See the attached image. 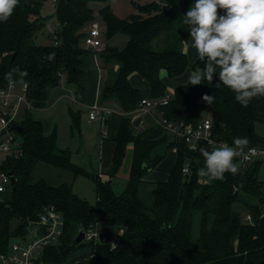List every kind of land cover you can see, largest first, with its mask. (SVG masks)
Listing matches in <instances>:
<instances>
[{"label":"trees","instance_id":"trees-1","mask_svg":"<svg viewBox=\"0 0 264 264\" xmlns=\"http://www.w3.org/2000/svg\"><path fill=\"white\" fill-rule=\"evenodd\" d=\"M46 1L19 0L11 19L0 23V88L9 83L5 74L10 68L27 70V95L34 107L24 109L14 123L23 127L21 132L13 124L10 126L21 137V154L7 156L0 165V170L12 178L0 196V254L7 252L15 236L27 232L46 206L55 205L63 214L65 226L60 242L44 251L47 264L76 261L83 253H90L85 264H264V181L259 179L263 160H255L244 168L239 164L236 175L226 174L224 180L210 182L197 174L203 166L199 148H208L209 144L200 141L197 149L191 150L185 140L169 131L148 139L146 132L136 133L132 123L131 115L138 112L145 97L131 83L132 74L148 81L150 98H160L167 93L163 73L178 77L188 68L185 45L190 38L180 17L194 0H153L138 5V11L127 18L114 14L110 0H56L58 43L44 45L37 43L36 37L44 25L42 9ZM91 1L105 3L100 15L106 37L120 33L128 38L124 48L106 43L99 51L108 69L100 101L114 100L125 113L114 138L108 181L75 164L71 150L58 146L56 131L46 134L43 122L33 116L35 109L46 106L51 91L62 78L82 89L86 73L83 55L88 49L82 48L81 40L87 34V26L95 21ZM52 52L55 58L47 59ZM198 63L194 61L191 70ZM218 81L217 75L210 85H178L169 103L156 110L170 121L196 125L206 118L203 114L210 108L214 135L230 144L234 137H247L248 146L264 145V136L256 129L264 123V97L243 107L228 88L215 87ZM204 94L214 96V103L203 101ZM70 116L72 127L79 128L80 110L70 109ZM130 143L133 149L129 178L118 193L112 178L119 172ZM174 147L177 152L169 177L146 180ZM40 162L70 171L74 177L85 175L93 179L96 203L74 193L72 183L53 185L43 177L34 180L32 173ZM186 164L190 169L187 174L183 172ZM147 192L151 195L149 203L144 199ZM237 203L245 206L252 223L236 211ZM14 218L18 219L15 227ZM94 224L100 227L104 238L74 244L78 233ZM117 233V245L111 248Z\"/></svg>","mask_w":264,"mask_h":264},{"label":"clouds","instance_id":"clouds-1","mask_svg":"<svg viewBox=\"0 0 264 264\" xmlns=\"http://www.w3.org/2000/svg\"><path fill=\"white\" fill-rule=\"evenodd\" d=\"M17 7L19 0H0V23H7ZM180 19L199 62L188 74L187 86L210 85L218 75L215 87L228 88L243 107L264 97V0H194ZM54 58V52L47 55ZM28 76L27 70L15 66L5 79L25 85ZM202 100L211 105L215 97L204 94ZM248 145L247 137H234L232 145L209 141L208 148H199L203 166L197 174L210 182L236 175L238 158Z\"/></svg>","mask_w":264,"mask_h":264},{"label":"built area","instance_id":"built-area-1","mask_svg":"<svg viewBox=\"0 0 264 264\" xmlns=\"http://www.w3.org/2000/svg\"><path fill=\"white\" fill-rule=\"evenodd\" d=\"M160 2L161 0H156ZM55 6L56 0H52ZM102 31L100 24L97 21L91 22V26L84 37L86 48L98 53L103 49L104 43L102 41ZM55 44L58 43L57 36H55ZM28 85L13 84L9 81L7 86L0 88V102L7 109V113H1L0 116V165L7 156L18 157L21 152V142L16 141V137L10 133V126L18 121L24 109H33V104L27 95ZM171 99V92H167L160 98L144 97L140 102L139 112L143 114H152V111L161 105H166ZM112 110L98 102H95L90 107L89 119H100L104 129L102 136H108V130L105 128L106 118ZM159 123L166 131H169L174 136L185 140L189 149L196 150L200 141H209L217 145L229 142L220 139L219 136L214 135L212 120L209 117L202 119L196 125L186 124L184 122L176 123L164 117L159 120ZM251 149L252 151H249ZM174 153L177 149H172ZM264 145L248 146L245 149V155L238 158L239 164L244 168L255 160L264 159ZM184 173H189V164L183 168ZM109 178L105 177L104 181ZM12 183L11 175L5 171L0 170V192H4ZM264 216V211L262 213ZM245 221L252 223L251 214L244 216ZM65 220L60 210L55 205L46 206L39 214L37 221L29 226L27 232L21 233L11 241L10 247L6 253L0 254V261L2 264H47L43 258L45 249L52 244H58L60 237L64 232ZM85 233L84 241L99 240L101 230L97 224L83 230ZM117 245L116 239L111 240V248ZM77 261V260H76ZM76 261L61 262L57 264H75Z\"/></svg>","mask_w":264,"mask_h":264},{"label":"rangeland","instance_id":"rangeland-1","mask_svg":"<svg viewBox=\"0 0 264 264\" xmlns=\"http://www.w3.org/2000/svg\"><path fill=\"white\" fill-rule=\"evenodd\" d=\"M153 0H110L109 5L111 10L119 18H127L129 15L136 13L138 11V5H144ZM163 1L161 0L160 3ZM105 5L102 1H91L90 6L94 10L95 20L100 24L102 31V41L103 43H108L110 46H116L118 48H124L127 44V35L117 34L112 38L106 37L105 23L100 15L101 8ZM42 16L44 25L42 29L38 32L36 41L39 44H54L56 41L55 36H57V31L60 28L59 21L56 15V9L53 5L52 0H47L42 9ZM82 48L86 49L85 41L81 40ZM158 48V45H156ZM99 57V56H98ZM88 82V87L90 89V81ZM87 86V85H86ZM88 89V90H89ZM81 90L74 83H69L65 78H62L61 83L58 87L54 88L47 100L45 109H35L34 113L41 114V119L44 123V130L46 133H52L56 131L58 136V146L60 148L69 147L73 153V161L75 164L83 167L87 171L95 170V165L99 160H96L97 155H99L101 145H100V135H98L100 129V121L89 120V113L91 103L75 101L77 99V92ZM90 100V98H88ZM70 109L78 110L81 112L80 127L71 129V116ZM1 113H7V109L0 102V116ZM211 109L207 108L204 112V117H210ZM91 122V123H90ZM257 132L264 136V123H259L257 125ZM12 135L16 137V141H20L21 137L14 131H10ZM80 146V151H77V147ZM129 151L125 156L123 164L117 173L114 180V188L116 192L120 193L124 190L126 183L129 178V168H127V162L129 158ZM32 177L37 180L41 177L45 178L49 183L53 185H58L63 182L71 183L73 181V174L70 171L57 168L51 164L40 162L36 165L33 170ZM259 179L264 181V159L261 164V169L259 172ZM87 187V183L93 186V182L86 177H82ZM153 182V181H150ZM4 193L0 192V196ZM144 199L146 203L151 201V195L147 192L144 194ZM235 209L242 217L245 216L247 210L242 203H237ZM18 219L14 218L12 221L13 227L17 225ZM197 226V224H196ZM196 228V227H195ZM117 240L118 233L114 236ZM16 240V238H14ZM90 259V253H83L78 256L75 264H85ZM0 264L1 261H0Z\"/></svg>","mask_w":264,"mask_h":264},{"label":"crops","instance_id":"crops-1","mask_svg":"<svg viewBox=\"0 0 264 264\" xmlns=\"http://www.w3.org/2000/svg\"><path fill=\"white\" fill-rule=\"evenodd\" d=\"M90 26H91V24L89 26H87L86 32H88ZM105 44L106 43H104V46H105ZM185 51H186V53L188 55V59H189V65H188V68L186 69V71L178 77H168L165 73H163V75H162L163 79L167 85V92L172 93L178 85H181V84L187 82V76L191 71V65L193 64L194 61L197 60L195 50L191 48V40L185 45ZM98 56H99V52L96 53V52H93L92 50H89V49L83 55V69L86 71V73L82 77V81H81L82 82V89H81V91L77 92V99L75 101H77V102L80 101L83 103L89 102V103H91V105H93L95 102H98L100 104H104V105L108 106L112 110V113L109 114L106 118L105 128L108 130V136L107 137L102 136V130L104 129V127L102 125L101 120L95 119V120L100 121V129H99L98 135H100V138H101L100 139L101 149H100L99 155H97V158H96V160H99V161L96 163L95 167L96 166L97 167L95 168V170H93V172L86 170L87 172H89L91 174H98V176L104 181L105 177H108L109 179H111L110 173L112 170V157H113V153L115 150L114 138H115V135L117 133L121 117L125 113L122 110V108L119 106V104L114 100H108V101H103V102L100 101L99 95H100V92L104 86V82L107 78L108 69L104 66L102 60ZM87 81H90V83H91L90 89L88 87L89 84ZM130 81L134 86H136L142 90L143 95L145 97H149L150 85L145 78H143L141 75L135 73V74L131 75ZM88 98H90V100H88ZM45 107L39 108V109L44 110ZM78 110H80V109H78ZM34 112L35 111H33V116L36 119L42 121L41 114L37 113V115H35ZM139 116L142 117V120H141L138 127L134 126L136 133L146 132V138L155 139V138L160 137L165 132H167L164 129V127L159 123V120L162 118V114L158 110H156V109L153 110L152 114H149V115L143 114L142 112H139V111L136 113H133L131 115L132 120L139 117ZM20 117H21V115H20ZM20 117L18 118V120L20 119ZM91 121H94V120H91ZM71 124H72V120H71ZM71 129H73L72 125H71ZM46 134H50V133H46ZM58 140L59 139H57V143H58ZM132 147H133V145H132V143H130L128 145V148H127V151L130 152L129 153L130 162L128 160L127 166H126L127 168H129V171H130L131 159H132V149H133ZM64 148H68L69 150H71L69 147H64ZM77 151L78 152L80 151V146L77 147ZM71 153H72V151H71ZM72 158H73V153H72ZM175 158H176V153H174L172 150H170L168 152V155L166 156V158L156 168L151 170L145 179L148 181H159V180L167 179L169 177L170 171L174 165ZM72 161H73V159H72ZM82 177H86L87 179H90L93 182V186H90L87 183V187L85 188L84 187L85 184L83 183L84 181L81 180ZM114 178H112V180ZM71 183H72L74 193L79 195L81 198L86 199L91 204L96 203L97 193H96V185H95V182L93 179H91L90 177L85 176V175H79V176L74 177L73 181ZM113 183H114V180H113Z\"/></svg>","mask_w":264,"mask_h":264},{"label":"water","instance_id":"water-1","mask_svg":"<svg viewBox=\"0 0 264 264\" xmlns=\"http://www.w3.org/2000/svg\"><path fill=\"white\" fill-rule=\"evenodd\" d=\"M141 120H142V117L139 116V117L133 119V120H132V123H133V125H134L135 127H138L139 124H140V122H141ZM13 126H14V128H15L18 132H21L22 129H23V127H22L21 125H18V124H17V125H16V124H13ZM84 236H85V233H84L83 230H81V231L78 233V235L76 236V238H75V240H74V244H78V243L82 242L83 239H84ZM103 238H104V234L101 233V234H100V239L102 240Z\"/></svg>","mask_w":264,"mask_h":264}]
</instances>
